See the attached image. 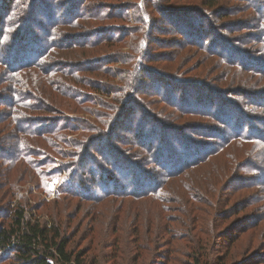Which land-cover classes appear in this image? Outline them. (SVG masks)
<instances>
[{
	"label": "rangeland",
	"instance_id": "1",
	"mask_svg": "<svg viewBox=\"0 0 264 264\" xmlns=\"http://www.w3.org/2000/svg\"><path fill=\"white\" fill-rule=\"evenodd\" d=\"M32 1L29 0L27 4L30 5ZM39 2L36 17L33 18L37 22L36 25L45 22L47 16L52 17L51 14L56 19L63 20L61 22L69 23L70 20L75 19V11L81 13L77 15L78 19L73 21L77 27L65 28L58 23L57 31H63L66 40L83 31L87 36L82 39L84 44L88 43V50L85 54H80V50L77 52V49L72 48L66 53L68 60L65 62L72 63L69 66L64 64L61 74L53 77L52 82L49 81L51 90L48 93L39 94L35 87H31L30 91L25 88V84L24 89L22 88L24 93L28 94L24 103L29 107L26 110L29 122L20 125L23 134L19 135L20 138L23 136L31 155H35L30 159L33 162L43 163L37 170L44 173L40 176L35 171L30 172L31 169L27 164L22 165L19 161L13 163L9 160L14 151L13 144L17 142L15 136L18 134V129L14 128L9 119L12 110L8 106L11 95L5 83L6 71L0 66V227L11 226L12 211L19 207L24 210V216L27 218L47 224L58 222L62 233L69 240L68 250H72L73 254L84 253L85 264H133V257L138 259L139 264H194L195 257L192 254L198 256L205 253L208 254L211 263L226 256L228 264L248 262L254 258L264 260V202L258 191L260 189L256 186V181L259 179L258 165L255 164L251 154L245 156L243 152L242 157H236L231 163V166L240 170V173L220 196L221 201L223 196H226V200L229 201L228 206L235 203L239 206L237 215H233L222 224L220 220L216 221L215 215H205L206 226L202 233H199L197 226H194L195 221L190 209L185 208L184 204L176 206L177 211L164 213L160 218L156 209L153 208L152 211L144 208L146 198L137 200L139 212L134 211L130 195L119 198L100 197L96 200L104 199L100 205L95 202L90 205L85 204L83 208L80 201L72 195L64 197L63 194L56 199V193L60 188L58 184L64 178L62 169L72 160L69 154L75 152L78 134L73 129L67 128L64 132L66 144L61 143L55 135L49 136L53 127L74 126L76 119L98 120L102 117L99 113L110 115L113 104L119 102L115 93L124 82L122 77L132 68L134 61L132 50L142 39L140 49L147 43L146 55H152L156 63H144L146 56L144 55L140 64L141 67L146 65L152 70L151 75L141 81L144 91L138 93L141 96L138 100V108L155 116L154 118L163 124V129L167 132L173 131L167 136L164 134L163 137L171 140L179 157L183 156V150L181 151L179 145L184 150L190 149L194 143L197 146L205 142L221 145L223 140L214 138L217 141H212V139L216 137L217 129L225 128L222 119L235 115L236 109H232L231 105L233 102H237L245 111L244 116L245 114L246 117L248 116V120L243 123L242 133H239L246 136V139H250L252 135L258 136L256 132L263 133L264 137V104H261L262 102L259 104L261 101L259 99H264V75L248 74L249 67L244 63L247 62L245 59L249 58L256 69L259 68L256 64L264 63V45L261 40L264 26H259L260 21L256 19L259 12L264 13V0H215L212 9L201 0H163V2L159 0V4H156L154 9L147 8L145 1L144 6L148 14L145 19L149 25L145 26V29L139 20L140 17L136 13L133 14V10L138 7L144 15L142 0H39ZM183 7H189V11L181 15L170 10V8ZM117 11L125 14L123 20L117 17ZM126 11L130 12V17ZM30 15L31 13H28L27 21L30 20ZM49 26L51 25L47 24V27ZM79 27L82 30H79ZM28 29L35 34L36 32L43 34L42 29H38L37 26ZM43 35L42 46L49 32ZM196 36L200 40L198 47L189 46L190 41H197L193 38ZM32 39L34 40V37ZM64 39L60 36L53 39L52 51L63 44ZM152 41L153 43L149 45ZM20 47L25 48L23 45ZM26 47H30L28 42ZM22 55L27 56L25 53ZM229 55H238L240 61L238 58H232L235 61L230 62ZM32 58L28 57L33 62ZM125 59L128 60L124 62ZM44 60L46 63L39 65L37 69L29 68L31 73L38 77L45 76L48 69L52 71L56 67L53 62L51 63L52 60ZM82 65H84L83 69ZM29 70L26 71L28 83L33 78L31 73H28ZM74 78L79 84L73 81ZM93 87H99L107 94L110 93L109 97L100 91H92ZM136 88L140 87L136 84L133 89ZM177 90L185 95L184 103L183 98L181 99L183 104H194L193 107L198 110H193L191 113L175 108L179 106L177 101H170L169 97L178 96L180 93ZM33 94L37 98L36 102L32 100L34 103L29 101L30 95ZM144 94L145 96H142ZM74 95H78L72 104V107L76 108V113H66L67 108L61 104H68L75 98ZM133 95L135 97L137 94ZM194 98L199 100L198 103L194 102ZM135 100L137 101V97ZM203 101L207 107L201 105ZM222 101L226 104L224 108L220 107ZM170 102L172 104L168 106ZM210 104L213 108L209 107ZM153 109L156 110L151 111ZM159 111L162 116L159 115ZM120 116L114 125V128L117 127L114 132L116 136L112 152L114 157L105 158L106 154L94 157L84 150L79 152L81 154L79 158L74 159H78L79 162L82 156L89 155L90 159L87 160L93 163V171L110 172L115 176L114 181L129 182L132 178L143 180L150 171L145 166L157 164L158 156L153 157L152 153L146 150V154L142 157L140 150L137 149L140 146L136 149L128 146V142L139 143L136 132H133L132 138L133 134L128 131V128L132 127L131 121L135 122V118H130L132 115L126 116V114ZM136 118H141V112L137 113ZM171 125L176 126L177 129H170ZM250 132L252 135L249 136ZM144 136L146 138H143ZM181 136L184 138L181 139ZM143 139L150 140L149 135L145 134L140 138L144 144ZM47 140L55 143L54 147H50ZM248 144L242 148L240 144H234V147L235 150L240 148V151L242 149L248 151L247 149H251ZM262 147H264V139ZM165 148L169 149L167 145ZM59 149L62 150V154L54 151ZM169 150H172L171 147ZM231 160H233L232 156L223 151L218 158H210L201 165L189 169L191 172H198L190 176V182L203 195L204 190L210 185L206 183L204 175L213 172L211 168L213 165L217 167L223 164L227 167ZM78 162L70 167L71 170L77 168ZM119 171L124 172V175ZM126 173L128 176L125 175ZM126 177H129V180H125ZM99 180L100 178L95 179L97 185ZM38 185L42 188H38ZM107 187L112 188L111 185ZM103 190L105 189L102 187V190L95 191L93 196L99 198L100 192L106 191ZM220 206H226V201ZM138 214H141L139 218H137ZM165 216L170 219L166 218L164 221L162 218ZM239 221L242 222L241 228L235 232L238 227L231 225ZM246 221L251 225L246 226ZM208 223L212 226L213 223L217 225L216 235L209 236L206 233ZM165 227L168 228L166 232H164ZM174 229L178 231L177 235L172 234ZM169 241L171 247L165 245ZM137 247L139 249L136 253ZM201 247L204 251L199 252ZM201 262L206 261L201 259ZM0 264H21V262L15 259L13 253L0 250Z\"/></svg>",
	"mask_w": 264,
	"mask_h": 264
},
{
	"label": "trees",
	"instance_id": "2",
	"mask_svg": "<svg viewBox=\"0 0 264 264\" xmlns=\"http://www.w3.org/2000/svg\"><path fill=\"white\" fill-rule=\"evenodd\" d=\"M145 1V6L147 8L154 9L155 5L159 4V0H142L145 16L141 13L140 8L136 7V10H133V14L136 13L138 17H140V19H137H139L140 22L143 23V29H145V26H149L147 25L145 19V17L148 16L146 8L144 6ZM161 1L163 2V0H160V2ZM201 1H205L202 3L211 9L215 5V0ZM0 2L2 4L0 5V66L6 71L5 83L6 85H8L7 91H9L11 95L8 104L9 108L12 109L9 114V119L13 123L14 128L18 129V134L15 136L17 142L16 144L14 143L15 145L13 144L12 149L14 151L13 154L10 155L9 160L13 163H15V161H19L22 165L27 164L31 169L30 172L35 171L36 173H39L40 176L44 173L40 171L38 172L37 170L40 169L43 163H37L31 160L33 157H35V155H31L29 151V146L25 144L26 142L22 138L23 136L20 138L19 135L23 134V129H20V125L22 126L24 122H29V119L26 114V110H28L29 107H26L24 103L27 101L26 95L28 94L24 93L22 88L26 85L25 88L29 90L31 87H35L37 93L39 94L48 93V91L51 90V84L49 83V81L52 82L53 77L58 74H61L62 68L65 67L64 64H68L69 66L72 63L70 61H67V63L65 62L66 60H68L66 53L72 48L77 49V52H79L78 50H80V54H85V51L88 50V43L84 44V40L82 39L83 37H85L86 34L83 31H80L82 34L79 32L80 34L75 35L73 37H69L67 38L68 40H66V36L64 35L63 31H61L62 33L60 31H57L59 27L57 25L58 23L65 28L77 27V24H74L73 22L75 21V19H78L77 15L81 14H78L77 11H75L74 13L75 19L73 21L70 20L69 23L61 22L63 20L56 19V17L51 14L52 17L47 16L45 22H43L41 25H36L37 22L33 20V18L36 17L35 14L37 6L40 3L39 0H33L30 5L27 4L29 3V0H0ZM28 5L31 8L30 12L28 11ZM170 10L173 13L181 15L189 11V7H183L179 9L170 8ZM126 12L129 16L130 12ZM28 13H31L29 21H27L26 19ZM116 13L117 17L123 20L125 14L123 15L121 12L118 11ZM82 16L81 18H84ZM133 18L135 19L136 17L133 15ZM256 19L260 21V23L258 22L259 26H264V13L259 12L256 16ZM47 24L51 26L47 27ZM32 26H37L38 29H42L43 34H46L47 31L49 32V35L45 39V44L43 46L41 43L44 35H40L37 32L35 34L33 31H30L28 28L30 27L31 29ZM79 30H82L81 27H79ZM86 33L88 34V32ZM57 36H60V38L64 37L65 39L63 41V44H60L58 47H55L54 51H52L53 47L51 46V43L52 40L55 39ZM33 37L34 40L32 39ZM145 38L146 37H144V39ZM193 38L197 39V41H190L189 46L197 48L200 44V40L198 36ZM261 40L262 44L264 45V35H262ZM27 42L30 45V47L28 48L26 47ZM142 43L143 40L141 39L135 49L132 50V58H134L132 68L130 70H127V72L124 73L125 75L122 77V80L125 83L123 82V84L120 85L116 90L115 95L117 96L116 99H119V102L118 104H113L112 108L110 109L111 112H109L110 115H103L99 113V115H102V117L98 120L76 119V125L74 126L65 125L64 127H53L54 129L52 130V133L49 136L55 135L61 143H65L64 132L65 130L67 131V128L70 130L73 129V131L78 134V140L76 141L77 143L74 147L75 152L69 154V157H72V160L65 164L64 168L62 169V171L64 172V178L60 180L58 184L60 188L58 190V193H56V199L63 196V194L65 195L64 197H66L67 195H72L74 198H77V200L80 201L81 207L83 208L85 207V204L90 205L94 204L95 202L100 205V203L104 200L103 198H101L102 201H96L100 199V197L112 196L114 198H119L130 195L131 200H133L131 202V205L133 206L134 211L137 210V213L139 212V205L137 204L139 202H137V200L139 198H146L147 200H145L144 208L151 209L152 211L153 208L156 209L160 218L164 216V213H172L174 211H177L176 206L184 204L185 208H189L190 213H192L193 215V221H195L194 226H197L199 233H202L203 229L205 228L204 226H206L207 222V220L204 219L205 215H215L216 221H221L220 224L233 217V215H237V210L239 206H237L236 203L232 204V206H228L229 201L226 200V196H223L222 201L220 196L232 183V181H234L235 178L239 175L240 170L235 169L233 166H231V163L235 161L236 157H242L244 152L245 156L251 154L254 157L253 160L255 161V164L258 165L259 179L258 181H256V186L257 189H260L258 191L262 197L261 199L264 202V147H262L264 139V137L262 136L263 133L256 132L258 136H254L252 135V132L254 131L253 129V131L249 133V136L252 135L249 137L250 139H246V136L240 134L242 133L241 130L243 128V123L248 120V116L246 117V114L244 116L245 111L238 105L237 102H233L231 104L232 109H236L234 110L235 115L233 117L230 116V118L225 117L224 119H222V124H224L225 128L223 127V129H217L216 137H213L209 134L211 137H213L212 141L223 140V142L220 143L221 145L205 142L203 145L200 144L201 146H197V144L193 142L194 144H192L190 149L187 150H184L183 147L179 145L180 148H182L181 151L183 150L182 157L178 156L179 153L177 154L178 151L175 147H173L171 140H168L167 137H163L164 134L167 136L173 131L167 132L165 129H163V124L154 118L155 116L149 115L146 113V111H143V109L141 110L140 108H138V100L139 98H141L138 93L140 94L144 91L142 87L143 85H141L143 82L141 81L144 77L151 75L152 70L146 65H144L143 67L140 66L141 62H143L144 55L148 54L146 52L147 43L146 46H144L145 48L142 47L140 49ZM152 43L153 41L149 43V45ZM22 45L25 48H21L20 46ZM16 48H18L17 51ZM24 53L27 54V56L22 55ZM151 56L152 55L150 54L146 55L144 57V63L155 64L156 62ZM229 56L230 62L235 61L232 58H238L240 61V57H238V55ZM28 57H33V62L30 61ZM81 57L79 59H81ZM44 59L52 60L51 63L53 62L56 67L54 69L52 68V71L48 69L47 74L45 76L38 77V75L36 76L35 74L31 73V70H29V68L37 69L39 65H44V63H46ZM248 59L249 58H246L245 60L247 62H244L249 67L248 74H253L255 76L264 75V63L256 64L257 66L259 65V68L256 69L251 64L252 62ZM127 60L128 59H125L124 62H126ZM83 67L84 65L81 66L82 69ZM155 69L163 73V71H160L157 68ZM27 70H29L28 73H31L30 75L33 76L32 80H30L29 83L26 76ZM127 78L128 80H126ZM73 81L79 84L76 78H74ZM136 84L140 88H136L134 90L133 87ZM91 90L95 92L100 91L104 93L107 97H109L110 95V93L107 94V92L102 91L103 89L99 87H93L91 88ZM72 92L75 94V91L73 89ZM173 92H175L174 89ZM177 92L179 91L177 90ZM179 93L180 94H178V96L175 95L174 97L171 95L169 97L170 101H177L176 103L179 106H174L175 108H178L182 111L187 110L191 113L193 112V110H198V108L193 107L194 104H183L185 95L183 92ZM133 94L138 95H135V97H137V101L135 100ZM142 96H145V94ZM76 97H78V95H74V99L71 98L72 100L68 104H61L62 106L67 108L65 110L66 113H76V108L72 107V104L75 101ZM181 99L183 103L181 102ZM195 99L196 98H194V100ZM32 100H37L34 94L33 96L30 95L29 97V101L33 102ZM259 100H261L259 101V104L261 102V104H264V99L261 98ZM198 101L199 100H195L194 102L198 103ZM171 104L172 103L170 102L168 106H170ZM201 105L207 107L204 101ZM225 105L226 104L222 101L220 107L224 108ZM209 107L213 108V105L210 104ZM156 109H153L151 111H155ZM138 112H141V118H136ZM160 113L161 111H159V115L162 116V114ZM121 114H126V116L132 115L130 118H135V122L131 121L132 127L128 128V131L131 134H133L134 131L136 132L135 135L139 143L132 144L128 142V146H131L133 149H136V147L140 146L141 148L139 147L137 149L140 150L139 153L140 155H142V157L146 154V150V152L148 153L150 151L153 157L158 156L157 164L154 163L153 166L149 165V167L145 166L150 171L148 172V174L145 175V179L143 180H139L138 178H132L131 180H129V177H126L125 180H129V182L114 181L115 176H112L110 172L101 170L102 172L98 173L93 171V163L90 160H87V158L90 159L89 155H87L86 157L82 156V159L84 160L81 159L79 162L77 161L78 159H74L79 158L78 156L81 155L79 154V152H83L84 150H87L90 154L94 155V157L95 155L101 156V154H106L104 155L105 158L109 156L114 157V153H112L113 145L115 142L114 140H116L114 132L117 130V127L114 128V125L118 122V119L121 117ZM145 116L148 117V119ZM171 128H173L174 130L176 126L171 125L170 129ZM145 134L149 135L150 140L143 139V144L140 138ZM204 135H206L205 132ZM133 137L134 134L132 138ZM143 138H146V136H144ZM182 138H184V136H181V139ZM214 138L217 140H215ZM47 142L49 143L48 145L50 147H54L55 143H50L48 140ZM234 144H240V148L248 144L251 149L246 148L248 151L244 149H242L244 151H240V148L238 150H235ZM166 145L169 147V149L171 147V149L174 150L172 151L166 149ZM215 145L216 148L214 149ZM54 151L56 153L62 154L61 149H59L58 151ZM223 151L226 154L232 156L233 160H231L227 167L223 166V164L217 165V167H215L214 165L211 167L213 172H208L209 174L204 175L206 177V183L210 185L204 190L203 195L200 194V192L195 189V186L190 182V176L198 172H191L189 171V169H193L195 168V166L201 165L210 158H218L221 155V152ZM65 154L67 155L68 153ZM77 162V168L75 170H71L70 167L75 165V163ZM155 165H157L158 167H155ZM252 167L255 168L254 165H252ZM164 171H166V173H164ZM236 171H238L237 174H235ZM119 172L121 173L122 171ZM121 174L124 175V172ZM125 175H127V173ZM188 177L190 179H188ZM99 178L100 180L97 181V185L95 179ZM107 185H111L112 188L109 189ZM73 186L75 187L74 189ZM102 187L106 190H103L105 191V193L100 192L98 196L99 198L93 196V193L99 189L102 190ZM38 188H42L41 185H38ZM129 189L131 192L136 193L133 194L129 192ZM225 201L226 206L221 207L220 204ZM140 215L138 214L137 218H139ZM10 217L12 218L11 226L9 228L8 226L0 227V250L13 253L15 259L18 262H21V264H57V262L58 264H85L84 253L77 252L73 254L74 252L72 250H68L69 240L67 239L66 235L62 233L60 229L61 226L58 222H56L55 224L54 221V223L47 224L43 222H38L33 218H27L24 216V210L21 207L14 208ZM166 218L170 219L168 216H165L162 219L165 221ZM144 222H146V219H144ZM241 224L242 222L239 221L237 223H233L231 227H238L235 230V232H237L238 229L241 228ZM248 225H251V223H247L246 221V226ZM216 226L217 225L215 223H213V226L212 224L208 223V229L206 233L209 236L216 235ZM165 228L166 229L164 230V232L168 230L167 227ZM223 231L224 230H222V232ZM177 232L178 231L174 229L172 234L177 235ZM219 237H221L220 234ZM165 245L167 247H171V242H166ZM137 249H139V247L136 248V253L138 252ZM199 249V252L204 251L202 250V247ZM168 253L170 254L171 252ZM168 253H166V255H169ZM192 256L195 257L194 264H228V262H226L227 256L225 258H219L213 263H211L209 257H207V253L198 256L192 254ZM132 259L133 264H139L137 258L133 257ZM201 259L205 260L206 262L202 263ZM262 259L254 258L248 262L242 261L240 263L235 262L234 264H264V260Z\"/></svg>",
	"mask_w": 264,
	"mask_h": 264
}]
</instances>
